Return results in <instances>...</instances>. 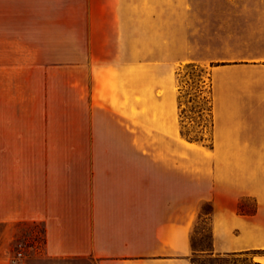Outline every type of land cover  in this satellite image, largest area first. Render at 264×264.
<instances>
[{
    "label": "crops",
    "instance_id": "obj_1",
    "mask_svg": "<svg viewBox=\"0 0 264 264\" xmlns=\"http://www.w3.org/2000/svg\"><path fill=\"white\" fill-rule=\"evenodd\" d=\"M62 1L44 23L63 35L37 39V0H0V236L41 224L48 257L193 264L202 218L203 255L264 264V60L205 61L212 146L189 140L180 62L125 37L128 0Z\"/></svg>",
    "mask_w": 264,
    "mask_h": 264
},
{
    "label": "rangeland",
    "instance_id": "obj_2",
    "mask_svg": "<svg viewBox=\"0 0 264 264\" xmlns=\"http://www.w3.org/2000/svg\"><path fill=\"white\" fill-rule=\"evenodd\" d=\"M45 2L47 8H39ZM60 2L63 3L62 0H37V39L63 35L59 30H49L44 23L62 18L55 8ZM128 7L125 17L130 28L125 37L146 41L149 61L170 55L180 62L175 76L182 91V128L193 137H204L210 144L213 120L206 100L210 68L205 61L264 60V0H128ZM43 10L48 15L43 16ZM70 34L74 36L76 32ZM43 49L54 53L58 47L52 45ZM132 49L139 50V47ZM188 63H196L198 67L188 68ZM245 203L253 206L252 201ZM206 208L208 204H202L201 211ZM2 229L0 226V233ZM209 241V232L201 218L194 229L193 242L197 248L205 249ZM43 243L41 224H13L7 235L0 236V246L13 264H97L91 257H48L43 253ZM254 255L197 257L198 264H258L253 260Z\"/></svg>",
    "mask_w": 264,
    "mask_h": 264
},
{
    "label": "trees",
    "instance_id": "obj_3",
    "mask_svg": "<svg viewBox=\"0 0 264 264\" xmlns=\"http://www.w3.org/2000/svg\"><path fill=\"white\" fill-rule=\"evenodd\" d=\"M186 67L188 68H194V67H198V64L196 63H188L186 64ZM209 90V89H208ZM181 89H180V117H181V134L186 137L187 139L189 140H195V141H202L204 143H206L204 141V137H200V138H197V137H193L190 135V133L184 131V129L182 128V123H183V114H184V109L182 108V100H181ZM209 93V91H208ZM206 100L208 101L209 103V107L207 108V111L211 114L212 116V120H213V105H212V101H211V97L210 95L206 96ZM212 124H213V121H212ZM208 144V143H207ZM210 146H212V143L208 144ZM256 208L255 205H253L252 207H248L246 205V203L244 201H242L240 204H239V211L240 212H246V211H249V210H252L254 211ZM209 209H210V205L208 204V208L204 209L203 212L205 213H209ZM207 229V228H205ZM209 232V231H208ZM209 238H210V241H209V245L207 248L205 249H199L197 248V246L195 245V243L193 242V249H194V255L192 256V262L193 264H198V257L197 256H206V255H203L205 251H209L211 249V234L209 233ZM264 252V251H263ZM258 264H262L260 262H256Z\"/></svg>",
    "mask_w": 264,
    "mask_h": 264
}]
</instances>
